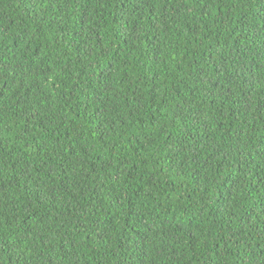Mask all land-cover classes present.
Segmentation results:
<instances>
[{
	"label": "trees",
	"instance_id": "16d2710c",
	"mask_svg": "<svg viewBox=\"0 0 264 264\" xmlns=\"http://www.w3.org/2000/svg\"><path fill=\"white\" fill-rule=\"evenodd\" d=\"M0 264H264V0H0Z\"/></svg>",
	"mask_w": 264,
	"mask_h": 264
}]
</instances>
